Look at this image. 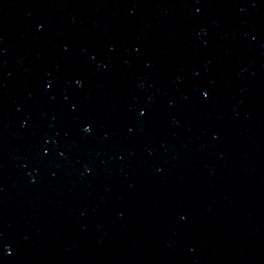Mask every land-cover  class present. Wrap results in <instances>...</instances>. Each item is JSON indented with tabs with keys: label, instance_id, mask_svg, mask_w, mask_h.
<instances>
[{
	"label": "water",
	"instance_id": "1",
	"mask_svg": "<svg viewBox=\"0 0 264 264\" xmlns=\"http://www.w3.org/2000/svg\"><path fill=\"white\" fill-rule=\"evenodd\" d=\"M0 264H264V0H0Z\"/></svg>",
	"mask_w": 264,
	"mask_h": 264
},
{
	"label": "snow or ice",
	"instance_id": "2",
	"mask_svg": "<svg viewBox=\"0 0 264 264\" xmlns=\"http://www.w3.org/2000/svg\"><path fill=\"white\" fill-rule=\"evenodd\" d=\"M141 115H143V113H141ZM84 131H85V132H88V131H89V128L85 127V128H84Z\"/></svg>",
	"mask_w": 264,
	"mask_h": 264
}]
</instances>
